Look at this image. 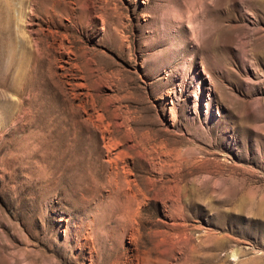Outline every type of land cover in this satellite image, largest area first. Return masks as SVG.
<instances>
[{
  "label": "rangeland",
  "instance_id": "obj_1",
  "mask_svg": "<svg viewBox=\"0 0 264 264\" xmlns=\"http://www.w3.org/2000/svg\"><path fill=\"white\" fill-rule=\"evenodd\" d=\"M0 264H264V0H0Z\"/></svg>",
  "mask_w": 264,
  "mask_h": 264
}]
</instances>
